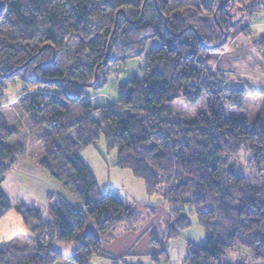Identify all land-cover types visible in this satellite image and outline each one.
Masks as SVG:
<instances>
[{"label":"trees","instance_id":"trees-1","mask_svg":"<svg viewBox=\"0 0 264 264\" xmlns=\"http://www.w3.org/2000/svg\"><path fill=\"white\" fill-rule=\"evenodd\" d=\"M0 0V102L19 81L15 101L42 149L40 167L83 205L48 194L46 217L13 203L2 189L22 156L17 133L0 111V218L13 209L28 233L0 242V264H59L56 242H75L68 260L93 264L99 239L83 233L91 220L98 234L138 212L112 194H100L78 152L102 135L115 165L144 182L149 197L164 199L167 239L190 228L193 214L201 244L188 243L183 264H243L226 258L238 248L264 263V91L226 86L223 74L200 60L229 39L231 11L242 0ZM248 5L251 13L264 11ZM249 13V14H251ZM244 34V33H243ZM224 42V43H225ZM264 68V34L254 41ZM143 58V75L121 87L117 102L93 107L87 90L107 81L109 65ZM207 96L206 112L181 123L170 104ZM263 95L251 124L225 117L222 102L241 109L248 94ZM247 150L250 169L261 179L249 185L235 172L234 157ZM189 207L188 215L185 208ZM155 239H152V243Z\"/></svg>","mask_w":264,"mask_h":264},{"label":"rangeland","instance_id":"rangeland-1","mask_svg":"<svg viewBox=\"0 0 264 264\" xmlns=\"http://www.w3.org/2000/svg\"><path fill=\"white\" fill-rule=\"evenodd\" d=\"M192 1L196 4L199 2L198 0ZM211 1L213 0H208V2ZM252 3H254L255 6H259L260 4L259 0H242V6H237L236 9L231 11V20L234 23V26L229 39L227 38V41L225 42V36L220 43L224 45L222 48L216 52H209L206 55H201L200 60L210 66L211 70H216L223 74L226 78L227 87L238 86L246 91H264V68L260 60L262 52H260L254 45L256 38L261 34H264V25L261 26L260 23H264V11L251 13L248 5L251 6ZM256 24L259 25L256 26ZM110 65L108 66L110 73L107 74V81L103 87L99 90H94L93 88L87 90L88 94L86 100H88L93 107L109 106L112 103L106 105V102L110 99L113 100V103L117 102L121 96L120 87L131 78H141L143 75V58L132 59L124 64L119 63L118 65ZM21 87L22 85L19 81L7 85L3 90L4 99L0 102V111L4 117V122L8 127L17 130L12 143L14 146L17 145L23 149L22 156L12 166L4 180L8 185L15 186L19 189L23 186V189L19 190L18 194L20 195H17L16 197L13 192H8L10 193V197H8L16 204H22L19 198L25 202V186L27 189L40 188V185H36L34 188L31 187L32 182L28 179H21L19 177L18 173H22L24 170V163H35L33 166L30 165V170L33 171L32 174H37L38 171H41L40 169H42L39 165V162L42 159L41 145L36 140L35 136L29 131L28 123L15 103L20 96L19 94L22 90ZM262 100L263 95L254 92L253 94L247 95L241 109H236L235 107L230 106L226 101L222 102V108L226 118H243L248 124H251L262 104ZM206 105L207 96L202 92L195 103L180 98L171 103L170 107L174 117L181 123H184L192 122L197 114L206 112ZM78 155L83 160L86 167L91 171L100 194H112L125 204L133 207L141 205L142 207L140 213L138 212L139 214L136 220L120 222L115 225H124V223H127L128 226H131L132 229L130 230L138 236L136 239L137 243H132L133 245L129 246H127L126 243H122L120 249L123 250L125 255L119 257V261L114 259L115 261L113 262L112 259L109 258L108 261L106 258H102V256H96L93 258V264H128L130 259L126 255L131 256V254L135 252L146 254L143 256L149 257V261L144 264H183L187 253L188 243L201 244L203 242V230L198 226L195 216L193 214L188 215L189 207L184 208L185 213L190 220V228L182 231L177 239H167L166 233L169 225V212L173 206L168 204L164 199H159V197H149L145 192L142 179L134 177L130 170L118 168L115 165L117 151H108L106 149L102 135H100L93 145L82 148L78 152ZM249 155L250 154L247 150H243L234 157L233 164L235 166V172L245 177L249 185L258 186L261 179L257 177L252 169H250L248 160ZM51 181H54V183L64 188L63 185L52 177ZM64 191H66L65 198L67 201L75 208L82 210V203L65 188ZM48 194L50 193L47 192L46 201ZM51 194L57 195L56 193ZM55 201L56 200L53 199L49 203L46 202L44 208H41L43 217L47 214L49 206L54 205ZM13 211L14 210L11 209L6 212L2 216L3 220L0 218V227L6 228L7 226H11V230L8 231L9 239L18 237L20 242L25 243L29 237L28 233L26 231L24 235H22V232L18 228L22 227L21 225L23 223L16 218ZM91 225L93 226L89 219L86 228L89 229ZM86 228L83 230V233ZM4 231L6 232V230ZM106 233H108V231ZM106 233L95 235L100 239V244H102L101 252L102 248L104 250L106 240L99 237L102 235L105 237ZM152 239H155L154 243H152ZM60 250L63 252V248H60ZM139 257H142V255ZM226 258L232 262L240 261L243 264H264L262 261H251L247 251L242 248H238L236 252L227 254ZM125 259L128 260L125 261Z\"/></svg>","mask_w":264,"mask_h":264},{"label":"crops","instance_id":"crops-1","mask_svg":"<svg viewBox=\"0 0 264 264\" xmlns=\"http://www.w3.org/2000/svg\"><path fill=\"white\" fill-rule=\"evenodd\" d=\"M260 23H261V26L264 25L263 22H260ZM258 25L259 24H256V26H258ZM106 103H107L106 105L111 104V103H113V100L110 99ZM34 164H30L27 162H26V164L24 163L25 166H23V169H24V170L22 169L23 172L18 173V174H19V177L21 179H28L30 182H32L31 187L34 188L36 185H40L39 186L40 188H38V189H35V188L34 189H30V188L27 189V187L25 186L24 190L26 191V197L24 199H26V200H25V202H23L21 200V198H19V199H20L21 203L24 206H26L27 208H36L38 210H41V208H44V205H46L47 192L48 193H56L57 195L65 198L66 197V194H65L66 191H64V188H62L59 185H57L56 183H54V181H51V177L49 176V174L46 171L40 169L41 171H38L37 174H32L33 171L30 170V168H31L30 165L33 166ZM24 167H26V168H24ZM28 175H30V176H28ZM19 181H22V180H19ZM33 184H35V185H33ZM2 189H4L7 196L10 197V195H9L10 193H8V192H13V194L16 197L17 195H20L18 193H19V190L23 189V186L21 189H19L15 186L8 185L7 182H4L2 184ZM149 204H151V203H149ZM135 207H137V206H135ZM135 207H133V208H135ZM135 209L137 212L140 213V211L142 210V207H141V205H138V207ZM9 215H10V213H9ZM14 215L16 216L17 219L21 220L20 216L18 214L15 213ZM44 218H45V216H44ZM1 219L3 220V217H1ZM18 224H19V221H18ZM21 226L22 227H19L18 229H20V231L22 232V235H24L26 230H25V227L23 224ZM124 226L127 228H125ZM11 228H12L11 226H7L6 228L0 227V242L9 240L8 231L11 230ZM124 229H125V231H124ZM130 229H132V228H131V226H128L127 223H124V225H117V226L114 225L112 228L109 229L110 231L108 230V233L105 234L106 235L105 237H103L104 235L100 236L99 238H104V240H106L104 250L102 248V252H101L102 254L100 255V257L102 256V258H106L108 261H109V259H112V261L114 262L115 260H118L119 257L125 255L123 250L120 249L121 244L126 243L127 246H129V245H133V244L137 243L136 239L138 236H137V234H134ZM4 230H6V232ZM85 232L86 233H93L94 235L98 234L97 232L94 231V227L92 225L89 229L86 228V230L84 231V234H85ZM55 246L62 253V255L66 258L64 261H62V263H59V264H73L67 259L73 254V252L75 250V242L74 241L56 242ZM101 246H102V244H101ZM60 248H63V252L60 250ZM141 255H142V257H139ZM143 255H146V254H139L138 252H135V253L131 254V256L126 255L130 259L128 264H142V263L144 264V263L148 262L149 257H145ZM127 260L128 259H125V261H127ZM141 260H143V261H141Z\"/></svg>","mask_w":264,"mask_h":264}]
</instances>
